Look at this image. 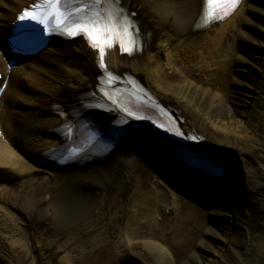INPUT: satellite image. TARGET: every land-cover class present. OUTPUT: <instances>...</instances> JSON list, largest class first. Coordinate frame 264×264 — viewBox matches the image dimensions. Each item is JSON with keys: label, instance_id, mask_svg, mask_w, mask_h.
Wrapping results in <instances>:
<instances>
[{"label": "bare ground", "instance_id": "6f19581e", "mask_svg": "<svg viewBox=\"0 0 264 264\" xmlns=\"http://www.w3.org/2000/svg\"><path fill=\"white\" fill-rule=\"evenodd\" d=\"M33 1L0 0V86H5L0 102V264H44L34 241L57 246L58 236L77 223L92 240L87 256L94 254L89 257L95 259L93 264H122L121 252L127 264L136 258L139 264H264V43L237 29L249 23L264 32V10L249 4L256 0H243L229 18L210 23L204 21L206 0H122L135 12L140 48L128 55L115 47L104 60L106 69L138 79L176 116L185 134L200 138L198 149L221 160L235 175L237 194L228 182L203 180L200 185L171 159L160 162L170 183L176 184L177 177L184 189L211 203L225 198L209 212V223L200 222L197 209L188 207V200L158 174L145 148H139L138 160L155 184L153 207L148 193L138 188L121 215L106 217L105 206L121 207L120 194L137 168L129 157L127 135L108 154L68 164L55 159L66 140L57 133L64 121L53 107L72 109L96 99L103 68L98 54L81 38L54 40L31 61L9 68L10 23ZM244 12L254 16L247 18ZM144 14L156 27L143 23ZM233 36L251 40L248 57L259 68L241 69L245 76L232 83L226 50ZM260 36L264 39V33ZM241 64L250 62L241 59ZM250 80L257 83L256 95L239 90ZM85 113L100 129L115 119L113 111L87 108ZM90 178L104 191L88 187L85 181ZM171 205L176 212L167 215ZM18 210L27 211V220ZM122 220L125 225L119 229ZM224 222L230 226H222ZM107 229L113 238L118 234L129 241H99ZM148 233L151 237L142 238ZM68 247H57L62 249L60 259L73 264L76 258Z\"/></svg>", "mask_w": 264, "mask_h": 264}, {"label": "snow or ice", "instance_id": "6c2138e0", "mask_svg": "<svg viewBox=\"0 0 264 264\" xmlns=\"http://www.w3.org/2000/svg\"><path fill=\"white\" fill-rule=\"evenodd\" d=\"M240 0H206L205 22L223 19L239 6ZM135 14L128 12L122 0H39L25 10L21 21L53 26L70 38L82 36L99 54L105 67L106 52L119 45L122 52L133 55L139 50Z\"/></svg>", "mask_w": 264, "mask_h": 264}, {"label": "rangeland", "instance_id": "374dc122", "mask_svg": "<svg viewBox=\"0 0 264 264\" xmlns=\"http://www.w3.org/2000/svg\"><path fill=\"white\" fill-rule=\"evenodd\" d=\"M251 4H253V6L264 10V0H256L254 2H250ZM245 16L247 18H251L252 16H254L253 14L250 13H245ZM143 18V23L146 24L148 27H156L157 23L156 21L151 22L149 15L144 14L142 16ZM264 26V23H261ZM248 26V27H247ZM238 32L239 31H245V32H249L251 35L256 36V38L258 40H261L264 43V39L261 38L260 34H263L264 32L256 30L255 28H253V26L251 27V24L248 25L244 24V25H239L238 27ZM251 29V30H250ZM250 30V31H249ZM256 30V31H255ZM252 31V32H251ZM250 44V45H249ZM253 48V46H252ZM256 48H260L259 46H256ZM264 49V48H262ZM249 50H251V40H249V38H241L239 36H233V38H231L229 40V42L227 43V50H226V56H229V58L227 59V63L229 68L231 69V81L233 83L234 80H238L241 77H244L245 75H243L241 71V69L243 68H250L253 70H256V68H259V66H256L253 61L251 59H249L248 57V53ZM234 57H233V56ZM221 59L225 58V56H221ZM241 59L249 61L250 65H244L241 64ZM174 57L171 58V62H174ZM240 62V63H239ZM165 65V69L169 70V65ZM253 65V66H252ZM249 83V86L246 88H242L239 90H243L245 92L250 91V93H252L253 95H256V93L259 91L257 90V83L253 82V81H247ZM232 91L236 90L231 88ZM243 98V97H242ZM130 158L136 163L137 168L134 171L130 181L128 183L125 184L123 191L120 194V203H121V207L113 205V204H108L107 206L104 207V212L105 215L108 219L113 218L115 215H121L120 211H125L128 205V202L130 200V197L134 194V192L137 190V188L140 187V189H142L143 192H147L148 193V197L149 200L152 201L151 204V208L153 207L154 203H155V196L153 195V190H155V185L153 183V181L151 180V178L149 177V175L147 174V172L145 171V169L142 167L141 163L138 159V154L136 152H130L129 154ZM217 182H215L214 184H216ZM222 183V182H221ZM210 184H213L212 182H210ZM224 184V183H222ZM228 184H230L231 189L230 190H234V193L237 194L238 190H239V183L237 182V180H230L228 181ZM222 185L218 186L219 189L223 190V186ZM202 197H197V200L193 199V198H188V202L184 201V203H186L188 205V207L190 208H194L197 209L198 211V220L200 222H210L211 220V216L209 214V212H211L212 209L216 208L218 205V202L224 200L225 198H220L218 199V201H214V202H209V201H205L201 199ZM187 200V199H185ZM190 203H194L197 206H191ZM172 206V210L174 212H176L177 207L174 208L173 205ZM159 213L162 212L161 210H158ZM27 211L24 210H18L19 215L21 214L26 220V216ZM226 212V211H225ZM20 215V216H21ZM226 220H229V218H225ZM114 224V223H113ZM119 224V229L124 227L125 225V220L121 221V224L118 222ZM79 223L76 224L77 227H73L71 225H69L68 229H66L65 232L61 233V235L58 236L59 239V244L57 245V247L68 244L70 245L69 248V254L74 256L76 259L75 262H73V264H93L92 261L93 258H89L91 256H94V254H91V256H87L88 253L91 251L92 247V240H90V237H87L84 235V233H82L81 228L79 227ZM211 226H215L214 224H211ZM222 226L224 227H229L230 225L228 223H222ZM78 233H80V236L78 235ZM60 234V233H59ZM118 234L114 235V238L109 234V230H106V233L100 238L98 239L99 241H107V242H114V243H119L120 240H123L122 236L120 238L117 237ZM151 233H148L144 236H142V238L144 239H148L149 237H151ZM208 239V238H207ZM36 242L40 241L39 244H37V247L40 246V248H37V250L41 253L42 259L44 261V264H64L61 259L59 258V254L57 253V250H59L58 248L54 247V246H49L48 244L44 243L43 241H41L40 239L35 240ZM118 246V244H117ZM197 252L200 254H203L201 249L198 247L196 248ZM67 252V251H66ZM123 254H125L124 252H121V257L123 262L122 264L126 263V259L124 258ZM140 260L138 258H136V260L128 262V264H139ZM127 264V263H126Z\"/></svg>", "mask_w": 264, "mask_h": 264}]
</instances>
